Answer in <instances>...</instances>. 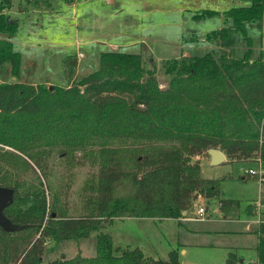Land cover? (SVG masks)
Here are the masks:
<instances>
[{
	"label": "trees",
	"instance_id": "1",
	"mask_svg": "<svg viewBox=\"0 0 264 264\" xmlns=\"http://www.w3.org/2000/svg\"><path fill=\"white\" fill-rule=\"evenodd\" d=\"M248 1L224 12L246 42L241 56L173 58L159 87L139 54L101 51L94 70L63 87L17 80V19L4 11L10 0H0V64L8 63L15 78L0 82V186L13 189L2 215L15 226H0V264H179L175 249L165 260L147 257L136 247L113 245L100 229L119 217H187L195 195L214 198L217 180L202 178L194 158L208 149L220 150L227 161L259 159L264 167V58L262 52L250 57L246 34L249 25L261 28L264 0ZM16 6L47 10L52 2L18 0ZM76 151L95 168L82 181L74 215L60 201L47 203L38 175L36 182L23 175L36 168L47 177L54 154L72 158ZM218 207L226 214L236 202L219 200ZM92 233L94 255L42 261L46 240ZM254 233V264H264V222ZM226 264L242 262L228 252Z\"/></svg>",
	"mask_w": 264,
	"mask_h": 264
},
{
	"label": "rangeland",
	"instance_id": "2",
	"mask_svg": "<svg viewBox=\"0 0 264 264\" xmlns=\"http://www.w3.org/2000/svg\"><path fill=\"white\" fill-rule=\"evenodd\" d=\"M17 1L10 0L12 6L4 11L17 19L12 46L20 58L17 80L28 84L49 77L58 85V78L69 85L81 62L88 63L84 65L87 74L97 67L98 50H112L139 54L143 69L154 70L159 87H163L169 77L165 66L173 58L205 52L238 57L246 49L245 40L231 28L224 12L232 6L248 5V0H50L52 8L47 10H23L16 6ZM222 28L221 35L218 31ZM246 29L250 57L262 52L264 58V14L261 28L252 24ZM91 48L95 49L90 52ZM12 80L9 64H0V82ZM57 155L48 163L47 177L36 168L23 176L36 182L38 175L47 203L60 201L67 205L66 213L76 215L73 208H78L82 181L95 167L79 160L80 151L72 158ZM207 158V154L198 158L199 174L217 180V195L208 200L195 198L187 214L193 218L192 210L202 206L205 220L119 217L106 221L100 231L110 236L113 245L136 247L155 259L165 260L169 250L175 249L179 264H226L228 252L242 264H254L256 220L264 221V207L257 210L256 202L264 188L254 177L243 174L256 163L224 160L210 164ZM53 191L58 195L54 197ZM219 200H234L236 207L223 216ZM95 244V233L77 240H46L42 261L61 255L90 257L95 254Z\"/></svg>",
	"mask_w": 264,
	"mask_h": 264
},
{
	"label": "water",
	"instance_id": "3",
	"mask_svg": "<svg viewBox=\"0 0 264 264\" xmlns=\"http://www.w3.org/2000/svg\"><path fill=\"white\" fill-rule=\"evenodd\" d=\"M209 156L210 164H218L224 161V154L218 149H208L206 151ZM196 196V195H195ZM13 197V189L8 186H0V226L5 229L15 228V226L11 225L9 221L2 215V209L6 204L11 202ZM239 262H242L239 260Z\"/></svg>",
	"mask_w": 264,
	"mask_h": 264
},
{
	"label": "built area",
	"instance_id": "4",
	"mask_svg": "<svg viewBox=\"0 0 264 264\" xmlns=\"http://www.w3.org/2000/svg\"><path fill=\"white\" fill-rule=\"evenodd\" d=\"M256 165L252 168V167H249L248 169H246L244 171V174L243 175H246V176H251V177H254L258 183H259V187H261L262 185V182L264 180V167L262 166L261 162L259 161V159H257L255 161ZM264 207V197L261 196V190H259V197H258V200L256 202V208L257 210L260 209V207ZM205 213V210L202 206H198L197 209L194 211V216L193 218H188V219H191V220H204V217H203V214ZM182 215L185 216V212H182ZM184 219V218H183ZM261 222H264L260 219H257L256 220V224L258 225L259 223Z\"/></svg>",
	"mask_w": 264,
	"mask_h": 264
},
{
	"label": "crops",
	"instance_id": "5",
	"mask_svg": "<svg viewBox=\"0 0 264 264\" xmlns=\"http://www.w3.org/2000/svg\"><path fill=\"white\" fill-rule=\"evenodd\" d=\"M94 41V40H93ZM93 41H91L89 44H93ZM12 43L14 44L15 43V36L12 38ZM63 46H65L64 44H63ZM91 47V46H90ZM63 48V47H62ZM95 48H91L90 49V52L92 51V50H94ZM61 50H63L62 52H64V49H61ZM100 51H102V50H98V54H99V52ZM98 54H96V57H98ZM81 55V54H80ZM97 59V58H96ZM98 60V59H97ZM88 63L87 62H85V64H82V62H81V67H76V69H77V71L75 72V75H74V78L69 82V85H64V84H62V79L60 78H58L56 81H57V83H59V86H63V87H68V86H70L71 85V83L77 78H81L82 76H84L85 75V69H86V65H87ZM85 65V66H84ZM80 68L82 69V74H81V72H80ZM36 81H38V82H36V83H39V82H43L44 84H55V85H58V84H56V83H54V81H52L49 77H46V78H42V79H40V80H36ZM27 83H29V82H27ZM195 159H198V158H200V156H196V157H194ZM207 160H209V156H208V158H207ZM224 160H226L225 159V157H224ZM200 166V165H199ZM196 198H199V196H197ZM221 211V210H220ZM191 212V211H190ZM192 213H194V210H192ZM221 213H222V211H221ZM186 214V213H185ZM187 215V214H186ZM222 215L223 216H225V214H223L222 213ZM187 217H189L188 215H187ZM187 217H183V218H181V222H186V221H193V220H191V219H188ZM189 218H191V217H189ZM205 220V219H204Z\"/></svg>",
	"mask_w": 264,
	"mask_h": 264
}]
</instances>
